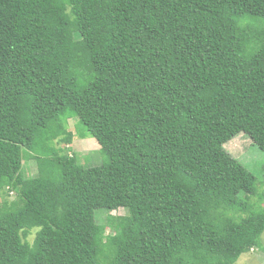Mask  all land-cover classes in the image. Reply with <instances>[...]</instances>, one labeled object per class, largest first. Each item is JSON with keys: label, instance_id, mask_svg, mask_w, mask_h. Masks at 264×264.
<instances>
[{"label": "trees", "instance_id": "trees-1", "mask_svg": "<svg viewBox=\"0 0 264 264\" xmlns=\"http://www.w3.org/2000/svg\"><path fill=\"white\" fill-rule=\"evenodd\" d=\"M72 116L100 165L66 151ZM242 132L264 151V0H0V264L264 252Z\"/></svg>", "mask_w": 264, "mask_h": 264}, {"label": "rangeland", "instance_id": "rangeland-1", "mask_svg": "<svg viewBox=\"0 0 264 264\" xmlns=\"http://www.w3.org/2000/svg\"><path fill=\"white\" fill-rule=\"evenodd\" d=\"M65 127L69 131H73V142L71 144H64L66 151L72 153L73 151L77 154L80 161L85 166H96L100 165L104 159L105 154L100 149V145L96 138L88 135L87 137H82L81 134L85 132V126L80 122L79 117H67L64 119ZM58 145H62L59 144ZM57 146V145H56ZM67 146V147H66ZM58 147V146H57ZM225 148L234 157L238 158L244 165H246L258 178V187L264 189V151L253 142L252 138L247 133H240L233 137L230 141L225 144ZM31 161V162H30ZM25 163H29L28 169L30 173H26L27 177L34 176L37 173V167L33 160L25 159ZM15 193L11 192L9 199L13 200L15 198ZM256 199V198H255ZM264 204V202H263ZM97 221L100 224H108L107 233H113L114 230L110 227L108 222V213L104 208H99L96 211ZM117 214H125L126 210L121 208L116 212ZM115 211L112 214H116ZM35 237V232H33L28 239L33 241ZM262 242L264 243V233L262 235ZM101 257V256H100ZM101 263L102 260L100 258ZM236 264H264V252L258 248H253L250 251L244 253L236 261Z\"/></svg>", "mask_w": 264, "mask_h": 264}]
</instances>
